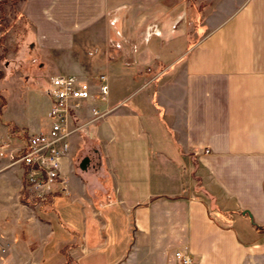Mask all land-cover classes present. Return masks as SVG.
<instances>
[{
  "label": "crops",
  "instance_id": "obj_1",
  "mask_svg": "<svg viewBox=\"0 0 264 264\" xmlns=\"http://www.w3.org/2000/svg\"><path fill=\"white\" fill-rule=\"evenodd\" d=\"M202 5L15 4L33 52H52L49 74L93 92L104 75L107 100L70 103L68 192L41 212L18 160L28 135L50 128V76L22 81L14 107L0 95V264H63L65 252L75 264H180L178 251L193 264H264V229L253 225L264 227V0Z\"/></svg>",
  "mask_w": 264,
  "mask_h": 264
},
{
  "label": "built area",
  "instance_id": "obj_2",
  "mask_svg": "<svg viewBox=\"0 0 264 264\" xmlns=\"http://www.w3.org/2000/svg\"><path fill=\"white\" fill-rule=\"evenodd\" d=\"M98 86L93 92L90 83L75 75L56 74L50 77L42 93L50 99L47 117L50 128L46 133L28 135L24 152L19 162L24 167L25 188L33 199H44L55 192H68V178L62 172V162L70 149L69 137L72 130L67 125L72 101L77 105L85 100H107L106 77L100 75ZM109 110L93 109L95 118ZM180 264H193L187 253L176 252Z\"/></svg>",
  "mask_w": 264,
  "mask_h": 264
},
{
  "label": "rangeland",
  "instance_id": "obj_3",
  "mask_svg": "<svg viewBox=\"0 0 264 264\" xmlns=\"http://www.w3.org/2000/svg\"><path fill=\"white\" fill-rule=\"evenodd\" d=\"M18 1L21 0H0V95L5 96L6 94L8 96L11 107H14L16 104L14 96L18 97L21 92V85L22 88L25 85V83L24 85L22 84V81H25L26 79L31 82L33 77L34 79L37 77L45 79V77L47 78L48 76L52 77L56 75L49 74V67L53 61V58L51 57L52 52L50 50H42L43 52L41 51L39 53L33 52V46L30 42L32 37V28L27 23L24 16L17 10L15 4ZM191 1L198 3L199 1H202L203 5L200 6V8H204L213 6L216 0ZM202 10L199 11V13H204ZM25 76L28 77L25 78ZM27 86L33 88L32 83H28ZM29 87L27 89L28 92L33 90ZM49 198L50 197L47 196L41 201L32 198L29 199L33 202L34 208H38L41 212H47V209L49 208L46 204L50 202ZM64 209L65 211H70V216H73L74 221L80 227V216L79 213H76V208L67 206L62 208L61 211ZM60 214L66 217L67 213ZM110 232H112L110 234L113 236L112 238L114 241L122 237V232L118 226H115L113 230L111 228ZM124 244H127V240Z\"/></svg>",
  "mask_w": 264,
  "mask_h": 264
},
{
  "label": "trees",
  "instance_id": "obj_4",
  "mask_svg": "<svg viewBox=\"0 0 264 264\" xmlns=\"http://www.w3.org/2000/svg\"><path fill=\"white\" fill-rule=\"evenodd\" d=\"M13 1V0H12ZM15 1V0H14ZM4 106H5V102L4 101H1V104H0V117H2V114H3V108H4ZM7 126H8V128H9V131H14V130H16V126L13 124V123H11V122H4ZM37 200H41V199H37ZM255 227H257L258 229H264V227H260V226H257V225H255V224H253ZM65 255H66V260H65V262L63 263V264H75V261L73 260V258L69 255V254H67L66 252H65Z\"/></svg>",
  "mask_w": 264,
  "mask_h": 264
},
{
  "label": "water",
  "instance_id": "obj_5",
  "mask_svg": "<svg viewBox=\"0 0 264 264\" xmlns=\"http://www.w3.org/2000/svg\"><path fill=\"white\" fill-rule=\"evenodd\" d=\"M87 162H88V159H84V160L81 162V164H80V169L85 170V169H86V164H87ZM248 214H249V213H248ZM249 216H250V214H249Z\"/></svg>",
  "mask_w": 264,
  "mask_h": 264
}]
</instances>
